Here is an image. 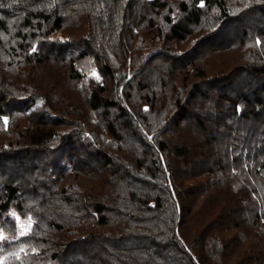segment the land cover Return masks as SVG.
Returning <instances> with one entry per match:
<instances>
[{
	"label": "trees",
	"instance_id": "trees-1",
	"mask_svg": "<svg viewBox=\"0 0 264 264\" xmlns=\"http://www.w3.org/2000/svg\"><path fill=\"white\" fill-rule=\"evenodd\" d=\"M14 247L0 264H264V0H0Z\"/></svg>",
	"mask_w": 264,
	"mask_h": 264
},
{
	"label": "rangeland",
	"instance_id": "rangeland-1",
	"mask_svg": "<svg viewBox=\"0 0 264 264\" xmlns=\"http://www.w3.org/2000/svg\"><path fill=\"white\" fill-rule=\"evenodd\" d=\"M18 251H19V247L10 248V249L4 251V252L2 253V259L0 260V262H1L2 260H5V259L8 258V257H9V258L14 257V255H16ZM13 254H14V255H13Z\"/></svg>",
	"mask_w": 264,
	"mask_h": 264
},
{
	"label": "snow or ice",
	"instance_id": "snow-or-ice-1",
	"mask_svg": "<svg viewBox=\"0 0 264 264\" xmlns=\"http://www.w3.org/2000/svg\"><path fill=\"white\" fill-rule=\"evenodd\" d=\"M21 235H24V233H23V232H21Z\"/></svg>",
	"mask_w": 264,
	"mask_h": 264
}]
</instances>
